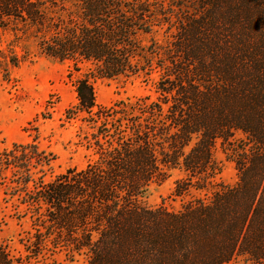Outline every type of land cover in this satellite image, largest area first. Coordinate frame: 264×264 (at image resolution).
<instances>
[{"label":"trees","instance_id":"trees-1","mask_svg":"<svg viewBox=\"0 0 264 264\" xmlns=\"http://www.w3.org/2000/svg\"><path fill=\"white\" fill-rule=\"evenodd\" d=\"M165 1L0 0V27L31 36L51 58L80 56L107 77L158 72L159 102L97 111L92 82L79 80L67 118L85 113L102 130L98 159L85 167L47 182L51 160L36 143L0 152V186L12 173L15 187L4 193L24 205L35 259L53 244L87 264H229L238 255L264 264V0ZM218 141L235 163V185L180 210L142 203L174 167L187 174L176 195L213 186ZM0 264L26 263L0 246Z\"/></svg>","mask_w":264,"mask_h":264},{"label":"rangeland","instance_id":"rangeland-1","mask_svg":"<svg viewBox=\"0 0 264 264\" xmlns=\"http://www.w3.org/2000/svg\"><path fill=\"white\" fill-rule=\"evenodd\" d=\"M169 1L166 0L165 4ZM164 31L162 28L156 34L162 42L166 40ZM21 33L12 27H0V152L15 145L36 143L51 160L44 168L43 176L47 182L69 168L81 169L89 161L98 159L93 142L102 130L86 125L85 113L67 118L68 110L78 103L76 87L81 78H88L94 86L98 105L95 111L100 106L112 108L136 100L153 103L160 100L156 92L158 72L103 76L93 62L80 56L66 61L47 56L31 36H22ZM151 37L143 33L140 39L143 44H149ZM236 136L242 134L238 132ZM227 148V144L218 141L214 158L220 171L214 177L213 186L176 195V181L187 174L174 167L168 170L166 178L152 183L142 203L149 207L180 210L194 196L206 198L221 184L235 185L238 171ZM41 161V158L37 159L36 166L43 165ZM8 176V185L0 186V246L6 247L15 260L26 264H67L71 258L74 264H87L86 255L55 248L53 244L37 259L35 253L26 251L25 248L35 241V230L29 216L24 215V205L19 203L21 199L4 193L5 189L11 192L15 187L12 173ZM229 264L254 263L245 255H238Z\"/></svg>","mask_w":264,"mask_h":264}]
</instances>
